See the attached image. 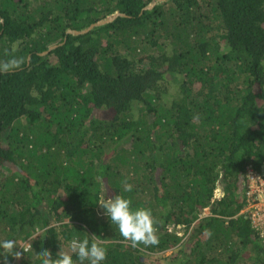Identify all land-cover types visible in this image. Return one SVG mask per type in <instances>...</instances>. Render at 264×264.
<instances>
[{
	"label": "trees",
	"instance_id": "trees-1",
	"mask_svg": "<svg viewBox=\"0 0 264 264\" xmlns=\"http://www.w3.org/2000/svg\"><path fill=\"white\" fill-rule=\"evenodd\" d=\"M152 2L0 0V63L18 61L0 72V264L92 234L104 264H264L243 212L247 166L264 175V0ZM101 194L151 209L158 243L125 241Z\"/></svg>",
	"mask_w": 264,
	"mask_h": 264
},
{
	"label": "clouds",
	"instance_id": "clouds-1",
	"mask_svg": "<svg viewBox=\"0 0 264 264\" xmlns=\"http://www.w3.org/2000/svg\"><path fill=\"white\" fill-rule=\"evenodd\" d=\"M18 61L15 58L0 63V72L13 70ZM124 192H131L133 185L127 180L122 181ZM105 212L111 225H115L125 241H130L132 247L139 244L155 245L158 237L155 230V220L151 209L133 207L130 198L123 194L104 197L102 194L97 202ZM92 234L83 238L74 236L67 245L63 243L60 250L53 255L42 247L38 252L41 264H104L107 258V248ZM16 248L15 239H0V250L3 253H13ZM74 256L76 259H74Z\"/></svg>",
	"mask_w": 264,
	"mask_h": 264
},
{
	"label": "built area",
	"instance_id": "built-area-1",
	"mask_svg": "<svg viewBox=\"0 0 264 264\" xmlns=\"http://www.w3.org/2000/svg\"><path fill=\"white\" fill-rule=\"evenodd\" d=\"M247 180V204L243 209L250 219L252 226L258 230V234L264 239V175L253 165L246 169ZM217 195V197H220Z\"/></svg>",
	"mask_w": 264,
	"mask_h": 264
},
{
	"label": "water",
	"instance_id": "water-1",
	"mask_svg": "<svg viewBox=\"0 0 264 264\" xmlns=\"http://www.w3.org/2000/svg\"><path fill=\"white\" fill-rule=\"evenodd\" d=\"M162 2L164 0H153V2L147 7V8H151L153 7L154 5H156L157 3L159 2ZM118 14H120V12H116L115 14H112V15H109L107 16L105 19H102L100 21H97L95 23H92L90 26L86 27L85 29H82V30H71V32L73 34H82V33H86L88 31H90L91 29H93L94 27L96 26H99V25H102V24H105V23H108L110 21H112ZM57 45H52L49 47V49L47 51L44 52L45 53H48L52 48L56 47Z\"/></svg>",
	"mask_w": 264,
	"mask_h": 264
},
{
	"label": "rangeland",
	"instance_id": "rangeland-1",
	"mask_svg": "<svg viewBox=\"0 0 264 264\" xmlns=\"http://www.w3.org/2000/svg\"><path fill=\"white\" fill-rule=\"evenodd\" d=\"M173 85L174 84H166V85H164V88H165V91H167V92H165L164 93V95H163V102H167V101H170V99L168 98L169 97V95H171L173 92H174V87H173ZM171 97V96H170ZM8 168V167H7ZM9 169V168H8ZM222 188H221V186H219V188L217 189V195H220L221 193H222ZM67 245H68V243H66V244H64V246H65V249L67 250ZM23 246L25 247V246H28V244H27V241H25L24 243H23ZM172 253V250H169V251H167V252H165V256H167V255H170ZM16 256L20 259V257H21V253L20 252H18L17 254H16Z\"/></svg>",
	"mask_w": 264,
	"mask_h": 264
}]
</instances>
